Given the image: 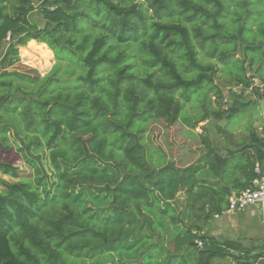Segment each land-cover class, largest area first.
Here are the masks:
<instances>
[{
  "label": "trees",
  "instance_id": "1",
  "mask_svg": "<svg viewBox=\"0 0 264 264\" xmlns=\"http://www.w3.org/2000/svg\"><path fill=\"white\" fill-rule=\"evenodd\" d=\"M256 2L0 0V151L22 162L0 161V264H210L226 255L264 264V247L241 250L204 232L251 185L255 164L264 166V116L262 136L253 131L220 154L205 115L191 122L181 102L206 88L229 102L214 83V58L229 85L251 91L215 116L258 106L251 97L264 93L250 75L264 84V29ZM34 11L42 26L30 21ZM27 43L21 59L42 68L51 57L38 45L52 52L45 76L13 68ZM181 118L205 151L178 168L162 149L149 153L140 135L151 121Z\"/></svg>",
  "mask_w": 264,
  "mask_h": 264
},
{
  "label": "rangeland",
  "instance_id": "2",
  "mask_svg": "<svg viewBox=\"0 0 264 264\" xmlns=\"http://www.w3.org/2000/svg\"><path fill=\"white\" fill-rule=\"evenodd\" d=\"M257 3L258 15L263 16L260 20L264 29V0ZM256 16V14H253ZM31 22L37 23L42 26V21L38 11H34L29 16ZM248 38L253 37V33H246ZM261 39L258 43H262L258 49L259 53H264V37L259 35ZM8 40V39H6ZM38 44V43H37ZM7 45V41L0 48V54L4 52ZM28 43L25 47L18 48L20 62H18L13 68L21 73L29 75H38L39 77L45 76L55 64V60L52 52L46 48L43 44L38 46L43 47V50L48 54L51 59L41 66H37L33 62H28L21 59V50L27 48ZM37 56V55H36ZM261 57V56H260ZM259 57V58H260ZM39 58V56H37ZM240 58H242L240 54ZM264 58V56H263ZM262 60V59H261ZM211 62L215 63L219 70L215 75L214 83L218 85V88L222 91L225 98L229 102H219L211 92H207V88L200 92L190 93L187 101H181L183 110L182 117L190 119L191 122H195L205 115L202 125H204V133L210 141L212 147L219 150L220 154L224 153L223 147L230 145L236 147L239 142L244 143L249 138V134L255 131L262 136L261 131V119L262 115L258 110V106H249L242 111L238 112L230 119L227 118L226 114L221 117L215 116V111H226L229 105L235 99L245 100L251 94L241 95L240 88L231 86L227 83L229 77L227 72L224 70L223 64H219L217 59L211 58ZM263 63V62H261ZM264 70V64L263 68ZM142 74V72H140ZM264 76V73H263ZM139 123L135 124V127ZM230 133L229 135L223 134V132ZM145 148H148V152L155 151L156 148L162 149L165 155L170 161H173L178 168H183L189 164L195 163L201 154L205 151L201 143V137L194 130L186 127L183 123L182 118L173 126H167L162 121H151L144 127V133L140 135ZM9 142L12 143L13 139L11 134L8 135ZM0 161H10L15 166L22 167V162L18 155L11 151L4 152L0 151ZM7 180L11 179L4 177ZM182 193L177 195V208L181 212L183 209ZM213 226L208 230L207 235L214 238L217 241H233L238 243L241 250L257 249L260 250L264 247V211L260 210L259 207L253 206L246 209L242 213H236L225 220L213 221ZM211 260L212 264H236L233 263V259L226 255V257H218ZM214 261V262H213ZM75 264H91L90 261L83 263L77 261Z\"/></svg>",
  "mask_w": 264,
  "mask_h": 264
},
{
  "label": "built area",
  "instance_id": "3",
  "mask_svg": "<svg viewBox=\"0 0 264 264\" xmlns=\"http://www.w3.org/2000/svg\"><path fill=\"white\" fill-rule=\"evenodd\" d=\"M248 92L249 90L245 91V94ZM254 174L255 177L251 185L238 193H233L228 198L227 208L221 214L215 215V218L220 215L242 213L253 206L260 207L264 210V166L256 163L254 166ZM202 245L203 243L201 241H197V246L199 248H201Z\"/></svg>",
  "mask_w": 264,
  "mask_h": 264
},
{
  "label": "water",
  "instance_id": "4",
  "mask_svg": "<svg viewBox=\"0 0 264 264\" xmlns=\"http://www.w3.org/2000/svg\"><path fill=\"white\" fill-rule=\"evenodd\" d=\"M250 76L255 82V86L261 88L262 92L264 93V84L262 83V81L258 79L257 75L255 74H251ZM251 101H256L260 114L264 116V96L260 99H257L256 97L252 96Z\"/></svg>",
  "mask_w": 264,
  "mask_h": 264
},
{
  "label": "crops",
  "instance_id": "5",
  "mask_svg": "<svg viewBox=\"0 0 264 264\" xmlns=\"http://www.w3.org/2000/svg\"><path fill=\"white\" fill-rule=\"evenodd\" d=\"M31 42H34V43H36L35 41H31ZM37 44V43H36ZM45 47H46V45L45 44H43ZM47 48V47H46ZM259 209L260 210H262L260 207H259ZM262 211H264V210H262ZM236 214V213H235ZM235 214H229V215H220L219 217H217V218H215V216L210 220V222L208 223V225H207V227H206V229H205V233L206 232H208V230H210V228L213 226L212 224H213V221H216V220H225V219H227V218H229L230 216H232V215H235ZM207 234V233H206ZM216 260L218 261V259L216 258ZM214 262V261H213ZM233 263H236L234 260L232 261ZM210 264H212V261H211V263Z\"/></svg>",
  "mask_w": 264,
  "mask_h": 264
}]
</instances>
